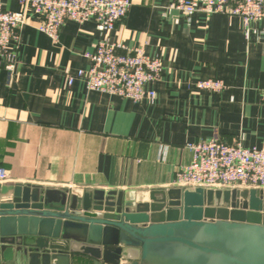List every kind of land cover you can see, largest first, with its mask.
Instances as JSON below:
<instances>
[{
	"label": "crops",
	"instance_id": "0c3cea01",
	"mask_svg": "<svg viewBox=\"0 0 264 264\" xmlns=\"http://www.w3.org/2000/svg\"><path fill=\"white\" fill-rule=\"evenodd\" d=\"M2 1L20 9L19 0ZM171 1L131 0L105 34L160 60L159 79L146 85L154 98L140 102L88 90L79 78L68 84L90 67L87 54L103 36L93 21L65 22L53 42L28 12L12 43L13 70L0 60V166L9 175L2 184L115 190L146 201L149 190L177 187L176 168L191 160L188 143L216 135L264 147V18L246 24L223 13L185 14ZM208 79L224 88L196 87ZM10 254L0 264H12ZM70 264L94 262L70 253Z\"/></svg>",
	"mask_w": 264,
	"mask_h": 264
},
{
	"label": "water",
	"instance_id": "95a60500",
	"mask_svg": "<svg viewBox=\"0 0 264 264\" xmlns=\"http://www.w3.org/2000/svg\"><path fill=\"white\" fill-rule=\"evenodd\" d=\"M70 264H264V188H158L148 200L0 184V260ZM9 260V259H8Z\"/></svg>",
	"mask_w": 264,
	"mask_h": 264
},
{
	"label": "built area",
	"instance_id": "2783aa9c",
	"mask_svg": "<svg viewBox=\"0 0 264 264\" xmlns=\"http://www.w3.org/2000/svg\"><path fill=\"white\" fill-rule=\"evenodd\" d=\"M20 9H6L0 0V60L6 70L14 68L19 29L26 23L28 12L41 18L38 30L57 42L61 26L67 21H93L103 35L97 42L89 68L69 75L84 81L88 90L117 95L133 102L153 100L154 91L146 90L155 83L162 68L158 58L147 55L142 47L126 48L108 42L105 34L126 17L131 0H19ZM171 6L185 13H223L239 16L247 24L264 18V0H172ZM122 50V52H120ZM196 87L211 91L224 88L221 80L196 82ZM191 160L176 168L177 187L262 188L264 187V147L247 148L239 140L225 141L216 135L188 143ZM8 170L0 166V184L8 181Z\"/></svg>",
	"mask_w": 264,
	"mask_h": 264
}]
</instances>
